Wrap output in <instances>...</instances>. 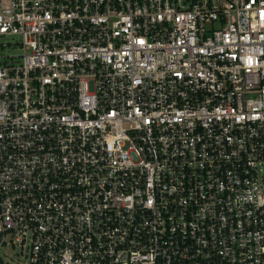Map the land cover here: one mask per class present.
Masks as SVG:
<instances>
[{
  "label": "built area",
  "instance_id": "2783aa9c",
  "mask_svg": "<svg viewBox=\"0 0 264 264\" xmlns=\"http://www.w3.org/2000/svg\"><path fill=\"white\" fill-rule=\"evenodd\" d=\"M0 264H264V0H0Z\"/></svg>",
  "mask_w": 264,
  "mask_h": 264
},
{
  "label": "rangeland",
  "instance_id": "374dc122",
  "mask_svg": "<svg viewBox=\"0 0 264 264\" xmlns=\"http://www.w3.org/2000/svg\"><path fill=\"white\" fill-rule=\"evenodd\" d=\"M19 37L17 36H0V54L1 55H19L22 54L23 49L18 44ZM260 175L264 177V164ZM5 264H23L26 260L21 248L18 246L6 247Z\"/></svg>",
  "mask_w": 264,
  "mask_h": 264
}]
</instances>
